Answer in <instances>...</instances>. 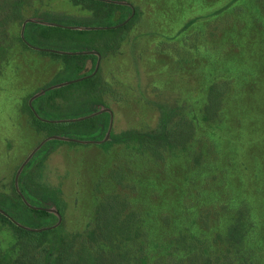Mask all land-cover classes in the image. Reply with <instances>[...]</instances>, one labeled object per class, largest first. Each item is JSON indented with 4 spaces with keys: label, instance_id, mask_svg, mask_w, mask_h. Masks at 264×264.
<instances>
[{
    "label": "rangeland",
    "instance_id": "obj_1",
    "mask_svg": "<svg viewBox=\"0 0 264 264\" xmlns=\"http://www.w3.org/2000/svg\"><path fill=\"white\" fill-rule=\"evenodd\" d=\"M17 1L0 0V197L20 178L57 190L63 236L95 264H264V0H115L82 117L100 137L71 131L33 166L47 131L27 104L67 63L20 39L23 17L84 23L106 8L22 0L20 18ZM0 242H14L8 226Z\"/></svg>",
    "mask_w": 264,
    "mask_h": 264
},
{
    "label": "trees",
    "instance_id": "obj_2",
    "mask_svg": "<svg viewBox=\"0 0 264 264\" xmlns=\"http://www.w3.org/2000/svg\"><path fill=\"white\" fill-rule=\"evenodd\" d=\"M74 2L105 7L106 12L92 19V22L73 23L67 19L48 21L35 17L24 18L22 0L13 5L15 14L23 17L20 39L26 45L40 49L42 53L62 57L67 63L62 74L36 91L31 102L27 104L33 124L38 129L47 131L27 166H33L36 159H38L36 165H42L47 153L44 151L48 146L55 148L57 144L65 142L62 136H70L71 131L79 132L81 138L88 141L100 137L94 135L99 132L96 125H92L89 130L83 128L90 123L89 120H82V117L96 112V109H93L96 97L92 94L91 88L96 86L93 82L96 77L94 70L102 47L91 43L108 32L119 31L117 27L111 26L110 22L114 17L116 1L74 0ZM88 58H92L94 64L91 70L84 71ZM71 88L78 89L80 98L73 104L72 110L65 113L59 109L57 96ZM105 113L110 115L109 112ZM164 119L163 115L161 122L164 124L161 123L163 126L160 124L161 128L157 129L158 135L167 127ZM110 137L112 141H117L126 136L120 134V138H117L112 134ZM106 142L109 143L110 140L103 141V144ZM32 172L33 169L26 173L27 177L34 178ZM19 180L21 182V178ZM34 181L38 186V192L33 186H23L15 181L13 194L0 197V228L8 226L14 238L9 247H3L0 242V264H95L87 255L73 251L72 243L63 236L65 234L62 230L61 215L65 202L57 190L39 180ZM23 259L30 262L26 263Z\"/></svg>",
    "mask_w": 264,
    "mask_h": 264
},
{
    "label": "water",
    "instance_id": "obj_3",
    "mask_svg": "<svg viewBox=\"0 0 264 264\" xmlns=\"http://www.w3.org/2000/svg\"><path fill=\"white\" fill-rule=\"evenodd\" d=\"M30 102H31V100H30ZM111 127V126H110ZM39 147V146H38ZM17 182V181H16Z\"/></svg>",
    "mask_w": 264,
    "mask_h": 264
}]
</instances>
